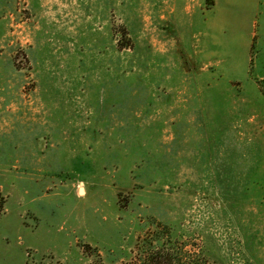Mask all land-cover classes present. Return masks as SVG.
<instances>
[{
    "label": "rangeland",
    "instance_id": "rangeland-1",
    "mask_svg": "<svg viewBox=\"0 0 264 264\" xmlns=\"http://www.w3.org/2000/svg\"><path fill=\"white\" fill-rule=\"evenodd\" d=\"M151 234L264 264V0H0V264Z\"/></svg>",
    "mask_w": 264,
    "mask_h": 264
},
{
    "label": "trees",
    "instance_id": "trees-1",
    "mask_svg": "<svg viewBox=\"0 0 264 264\" xmlns=\"http://www.w3.org/2000/svg\"><path fill=\"white\" fill-rule=\"evenodd\" d=\"M152 236L153 235L151 234V238L149 237V239L144 243V245H146V247L143 248L145 251V257L142 258L138 264H175V261H180V258L175 256V254H177L176 251L174 253L172 249L164 245L161 246L160 241ZM156 242H158L159 246L155 245ZM140 246L141 244L139 241L137 247ZM96 255L98 258L101 257L98 253Z\"/></svg>",
    "mask_w": 264,
    "mask_h": 264
},
{
    "label": "bare ground",
    "instance_id": "bare-ground-1",
    "mask_svg": "<svg viewBox=\"0 0 264 264\" xmlns=\"http://www.w3.org/2000/svg\"><path fill=\"white\" fill-rule=\"evenodd\" d=\"M80 191H81V192H84V190H83V189H81Z\"/></svg>",
    "mask_w": 264,
    "mask_h": 264
}]
</instances>
